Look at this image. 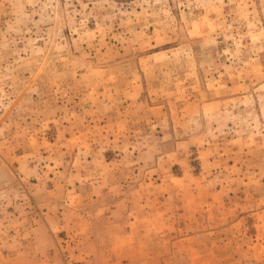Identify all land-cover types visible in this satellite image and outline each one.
I'll return each instance as SVG.
<instances>
[{
  "label": "rangeland",
  "instance_id": "374dc122",
  "mask_svg": "<svg viewBox=\"0 0 264 264\" xmlns=\"http://www.w3.org/2000/svg\"><path fill=\"white\" fill-rule=\"evenodd\" d=\"M0 264H264V0H0Z\"/></svg>",
  "mask_w": 264,
  "mask_h": 264
}]
</instances>
